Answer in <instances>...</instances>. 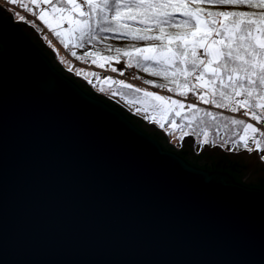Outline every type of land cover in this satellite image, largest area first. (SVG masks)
I'll list each match as a JSON object with an SVG mask.
<instances>
[{
	"label": "water",
	"instance_id": "obj_1",
	"mask_svg": "<svg viewBox=\"0 0 264 264\" xmlns=\"http://www.w3.org/2000/svg\"><path fill=\"white\" fill-rule=\"evenodd\" d=\"M37 37L0 13V264H264V189L193 159L249 151L171 150Z\"/></svg>",
	"mask_w": 264,
	"mask_h": 264
},
{
	"label": "snow or ice",
	"instance_id": "obj_2",
	"mask_svg": "<svg viewBox=\"0 0 264 264\" xmlns=\"http://www.w3.org/2000/svg\"><path fill=\"white\" fill-rule=\"evenodd\" d=\"M6 2L12 4L15 0ZM31 4L41 9V20L49 13L59 22L75 25L73 31L78 43L91 44L107 39L101 36L103 33H112L122 40L159 41L145 47H117L116 59L126 58L129 66L135 61L144 71L151 68V75L171 79L175 87L168 90L180 96L185 95L179 90L182 87L191 85L194 90L198 85L203 87L206 82L210 83L215 86L208 93L210 98L200 95V101L231 112L243 109L251 121L264 124V0H31ZM19 7L36 15L28 4ZM239 7L250 11L213 10ZM45 23L48 22L45 20ZM56 35L59 37L60 33ZM157 48L158 53L155 52ZM150 51L155 55H143ZM165 53L171 55L165 56ZM170 72L177 75L169 77ZM123 86L133 87L131 84ZM134 90L142 91L140 88ZM140 99L145 104V113L151 109L154 114L165 116L173 111L179 113L183 108L176 100L148 91H144ZM167 104L175 108H168ZM147 118L152 119L151 116ZM204 118L228 121L227 117L210 111H204L201 120ZM194 122L189 120V124ZM229 123L238 126L235 135L245 149L264 151V130L243 119H231ZM204 142H208L206 132Z\"/></svg>",
	"mask_w": 264,
	"mask_h": 264
},
{
	"label": "rangeland",
	"instance_id": "obj_3",
	"mask_svg": "<svg viewBox=\"0 0 264 264\" xmlns=\"http://www.w3.org/2000/svg\"><path fill=\"white\" fill-rule=\"evenodd\" d=\"M77 2H79V0H77ZM21 4H28L29 7L32 8L33 12L36 13V15H33L32 12L25 11L23 8L19 7V5ZM0 6L10 11V13L13 14L17 21L29 23L31 25L33 23L35 27L41 28L42 32L39 31V33L42 35L47 45L55 52L58 61L66 71H69L73 73L75 77H79L80 79L84 80L96 93L113 100L117 104L127 109L131 114L146 120L150 124L155 125L169 137L170 142L175 147H182L183 138L185 136H193L197 140V152H201L204 149V145L206 144L211 148H214L217 145L221 146L226 152L239 153L243 152L244 150H247L243 147L242 144L238 143V137L234 139L235 135L233 136L232 133L233 131H235V126H232L229 123L231 119H243L246 122L252 124L254 123L253 125L257 126L255 121L250 122V117L244 115L243 109H241V111L239 112H231L227 109L223 111H221L222 109L218 110V112L222 116L228 118V121H211L208 118H204L203 120L197 121L198 111H192L193 109L195 110V107H206L209 110L216 109L213 108L211 104H206L202 101H200V105H195L190 108L186 104L185 100H182L181 97L176 96L175 93L168 90L170 88L175 87V84L171 82V79L165 80L162 77L151 75V68H149L148 71H144L141 69L142 73L146 74L152 79V82L150 83L149 87L160 84L165 85V87L158 88L155 86L150 90H146L140 87L133 86V89L140 88L142 90L141 92L137 93L132 88L131 90L130 88L124 87L123 85L127 83L124 80L118 78V75H121V77L126 76L124 69L130 68V66L125 67V64H128V62L115 63V61L108 60L105 57H98L92 55L89 56L82 53L76 40V35L73 31L75 25L71 23L59 22L55 16L49 13H45V20L48 22L45 23V20H41L39 18L41 9L36 8L34 5H32L31 0H15V3L12 4L7 3L6 0H0ZM43 7L47 6L44 5ZM21 17H24V19H21ZM49 24L51 25V28L49 27ZM56 32L60 33L59 37L56 35ZM156 50L155 52L158 53L159 51ZM73 53H75V55H73ZM143 55L147 57L154 56L155 54L150 51L144 53ZM163 55L167 56L171 54L165 53ZM156 58L159 59L160 57L156 56ZM93 60H95L96 62L93 63ZM145 61V63H151L150 60ZM168 63L172 64V61L169 60ZM113 68H115L116 71H113ZM131 68L137 73V76L142 80V78L139 76V71L137 70V67L132 66ZM168 75L169 77H172L177 75V73L170 72L168 73ZM203 79L207 81V77H204ZM205 86V84L203 85V87H199L198 85L197 90L202 93L201 95L205 96V99H209L210 97L208 93L215 86L212 84L208 86V88ZM156 88H158V90L161 89L162 91H155L157 90ZM144 91L152 92L167 99L171 98V100H176L183 105V108L179 109V113L173 111L165 116H161L159 113L154 114L151 109H149L148 112L145 113V104L141 103L140 99L143 97ZM168 91L172 94H170ZM167 107L175 108V106L171 104H167ZM191 115H193L192 120H194L195 122L189 124V122H187V119L192 117ZM199 115L202 116L201 114ZM148 116H151L152 119L147 118ZM172 121H175V123L173 124ZM161 124H163L164 126L161 127ZM221 128H224V130L226 131L224 137L220 136ZM259 128L261 130H264V124H260ZM205 132L207 133L208 137L207 143L204 142ZM250 147L255 149V146L251 143ZM254 151L255 150L249 152L253 153ZM260 156L261 159L264 161V151H262V154Z\"/></svg>",
	"mask_w": 264,
	"mask_h": 264
},
{
	"label": "trees",
	"instance_id": "obj_4",
	"mask_svg": "<svg viewBox=\"0 0 264 264\" xmlns=\"http://www.w3.org/2000/svg\"><path fill=\"white\" fill-rule=\"evenodd\" d=\"M3 8V7H2ZM213 10H221V11H232V10H236V11H250V9L246 8V7H239V8H220V9H213ZM0 13L5 16L7 18L8 21H10L11 23H13L14 25H18L19 24V21L16 20V18L13 16H8L10 14V11H4L3 9L0 8ZM75 18V17H73ZM37 30H39L40 32H42L41 28H37ZM102 37L106 36L107 39H98L97 41H93L91 44H88V43H84V42H80L78 43L79 45V48H80V51L86 55H88L89 53H92V56H101V57H105L107 58L108 56H111L113 57V61H115V63H125L127 62V59L126 58H120V59H116V53H115V48L119 47V48H126V47H130L132 45H136L138 47H145L147 45H150L152 43H156L158 44L159 41H156V42H145V41H140V42H137V41H134V40H131V39H128V40H122V39H118L116 38V36H114L112 33H103L101 34ZM35 44L37 45V47L43 51L47 56L49 57H54L56 56L55 55V52L47 45V43L44 41L43 37H37L35 39ZM157 50L159 51V49L157 48ZM156 50V51H157ZM58 61V60H57ZM146 62V61H145ZM129 66V64H125V67ZM132 66L134 67H137V70L139 71V76L144 80V81H150L152 82V79L150 77H148L146 74L142 73L141 71V68L138 67L135 63V61L132 62ZM130 66V67H132ZM60 69L63 68V66L61 65L59 67ZM64 69V68H63ZM180 81H177V83H179ZM195 83V82H194ZM148 85H150V83H147ZM161 85V84H160ZM205 87L208 88V86H210L211 84H208V83H205ZM152 87V86H151ZM155 87V86H153ZM200 87V86H199ZM198 87V88H199ZM159 88V87H158ZM133 89V88H132ZM131 89V90H132ZM135 89V88H134ZM133 89V90H134ZM180 91H183L185 92V95L184 96H180L178 95L176 92H173L176 94V96L178 97H181V98H185L187 96H189L191 93H194L197 90V87L193 90L192 89V86L189 85L187 87H182L179 89ZM106 101H109L111 103H114L116 104L115 102H113L112 100H110L109 98H106L104 97ZM218 99V97H217ZM211 106L213 108H215L216 110H212V109H208V108H200V107H195V110L193 109L192 111H196V110H199L197 113V121L201 120L200 117H203V113L204 111H210V112H213L215 114H219L221 115L218 110L222 109L221 111L225 110V108H218L216 107L215 105H212ZM196 114V113H195ZM199 114H201L202 116H200ZM199 115V116H198ZM192 117H190L189 119H187V122H189V120H192L193 118V115H191ZM140 118V117H139ZM231 118V117H230ZM141 119V122L140 124L142 125H145V123H149L147 122L146 120ZM196 121V122H197ZM186 122V121H185ZM151 130V129H150ZM235 131H233L232 135L234 136L235 135V132L238 131V126H235L234 128ZM157 134L160 135V133L156 132ZM225 133L226 131L224 130V128H221L220 130V136L221 137H224L225 136ZM237 136L235 135L234 139L236 138ZM163 140L166 142L169 143V148L171 150H175L177 147H175L171 142L170 140L167 138H164L162 136ZM237 141L239 144H242L241 142H239V139L237 138ZM243 145V144H242ZM188 152H186V154H191L192 151L190 150H186ZM199 166H204L205 168H210V169H214V168H217V164H218V161L219 160H226L227 163H225L228 168H230V170L232 169L233 171V174L237 177V180L243 184H247V182L253 184L252 186L253 187H257V188H262L264 189V170H257L255 173H254V177L255 179L253 178V176H250L246 181H244V174H241V171L240 169L238 168L240 164L244 163L241 159L237 158V157H233L231 156L230 158L227 157L226 155H223L220 151H205L203 152V154L201 155V157H194L193 158ZM243 165H246V163H244ZM259 176V178H258Z\"/></svg>",
	"mask_w": 264,
	"mask_h": 264
},
{
	"label": "built area",
	"instance_id": "obj_5",
	"mask_svg": "<svg viewBox=\"0 0 264 264\" xmlns=\"http://www.w3.org/2000/svg\"><path fill=\"white\" fill-rule=\"evenodd\" d=\"M87 66V65H86ZM126 76L124 77L126 80H128L131 84L135 85V86H141V87H146L148 89H152L150 87H148L147 85L144 84V80L140 79L137 76V73L132 69V68H126L124 69ZM137 84V85H136ZM139 84V85H138ZM156 91V90H155ZM162 91V90H159ZM202 93L200 91H196L194 93H191L187 98H186V103L190 104V105H200V99L199 96ZM244 117V116H243ZM260 126V125H258Z\"/></svg>",
	"mask_w": 264,
	"mask_h": 264
},
{
	"label": "flooded vegetation",
	"instance_id": "obj_6",
	"mask_svg": "<svg viewBox=\"0 0 264 264\" xmlns=\"http://www.w3.org/2000/svg\"><path fill=\"white\" fill-rule=\"evenodd\" d=\"M186 150H190V151H196V146L194 147L193 146V144L191 143V140H187V143H185V145H182V147L180 148V152H188V151H186ZM200 152H197L196 151V154H199ZM247 153H249V156H250V158L251 159H248V160H246V164L247 165H250V164H252L253 163V159L255 158V156H257V154H255V153H251V152H247ZM198 157H201V155H199ZM223 164V163H222ZM224 166H227V165H225V164H223ZM254 170H255V167H254ZM254 175V173L253 172H251V173H249V174H245V178H244V181H246L250 176H253ZM246 183L247 184H249V182H247L246 181Z\"/></svg>",
	"mask_w": 264,
	"mask_h": 264
},
{
	"label": "crops",
	"instance_id": "obj_7",
	"mask_svg": "<svg viewBox=\"0 0 264 264\" xmlns=\"http://www.w3.org/2000/svg\"><path fill=\"white\" fill-rule=\"evenodd\" d=\"M180 111V110H179Z\"/></svg>",
	"mask_w": 264,
	"mask_h": 264
}]
</instances>
